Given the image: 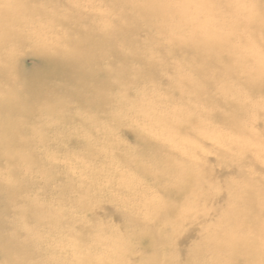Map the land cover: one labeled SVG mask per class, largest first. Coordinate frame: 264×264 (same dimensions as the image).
Masks as SVG:
<instances>
[{
    "label": "rangeland",
    "instance_id": "1",
    "mask_svg": "<svg viewBox=\"0 0 264 264\" xmlns=\"http://www.w3.org/2000/svg\"><path fill=\"white\" fill-rule=\"evenodd\" d=\"M36 1L25 0V4L31 6ZM181 1L192 6L191 0H172V3ZM0 2L12 3L13 0ZM200 2L207 7L198 8L200 18L196 19L193 29L189 28L185 33L189 35L193 32L202 43L224 34L222 43L231 50L233 58L237 60L242 57L239 61L241 68H264V49L260 46L264 45V30L247 23V12L255 8L254 0ZM40 3L45 8L46 16L25 14L22 16L23 22L16 29L29 32L23 46L16 51L23 67L21 75L26 86L23 94L36 100L43 95L51 97V89L57 88L60 101L68 108L52 106L63 114L59 123L55 120L52 127L45 118L33 116L28 127L30 131L24 130L21 136L26 142L33 143L29 151H23L25 159L14 167H7L6 162L0 164L1 179L4 181L1 187L15 189L17 197L16 200L0 202V217H3L0 222L6 224L4 235L19 240L22 251L31 257L32 264H84L110 253L112 257L108 261L114 263L133 260L139 264H226L223 255L209 257L203 262L204 252H198L196 248L201 244L205 248L208 239L223 241L226 232L227 236L256 233L253 229L245 230L244 218L238 214L240 204L246 198L244 188L253 186L264 198V89L256 93V102H249V92L242 85L245 82L242 71L236 79L224 77L222 81H215L210 86V100L205 95L204 99L183 97L181 92L174 89L173 85L185 88L181 81L189 77L193 81L207 79L195 74L194 68H200V65L195 63L191 52L168 53L170 44L162 25L173 22V18L179 14L174 5L170 8L173 15L169 20V12H153L142 2L134 11L122 0H41ZM238 5L252 7L246 10L238 8ZM194 9L192 7L191 11ZM122 10L153 20V25L133 35L132 41L146 45V52L141 57L145 63L153 62L157 70L153 75L146 73L145 76L149 78L137 82L142 77L145 64L134 60L128 62L127 73L131 81L128 89H121L122 86L117 85L110 75L112 87L107 94L117 97V101L106 103L104 100L99 103L94 98L95 108L91 111L81 105L80 97L76 100L69 98L70 88L68 91L66 88L74 75L69 79L65 69L61 73L66 80L57 76L50 60L40 56L44 44L49 47L51 44L46 42L36 51L33 46L36 41L40 44L44 37L54 39L52 44L71 35L74 37L73 29L88 28V23L99 32L110 30L122 17ZM70 17L69 25H64V21ZM186 17L190 18L188 15ZM234 18H237L240 26L232 35L230 26ZM25 21L28 23L24 24ZM255 37L259 38L260 45L253 42ZM156 45H163L168 55L158 53ZM113 48V52L97 62L96 73L92 65L82 64L78 76H88V86H102L103 81L107 80V71L120 74V68H114L117 66L115 59L118 54L127 56L131 51L122 41H116ZM50 55L59 61L54 50ZM0 64L1 67L5 65ZM8 80L0 81L1 95L7 88ZM45 85L48 89L42 90L41 86ZM141 100L159 106L171 102L172 105L167 106L168 117L157 123L160 113L152 107L144 111ZM131 103L133 106H129ZM191 106H196L192 119L199 122V127L195 129L196 132L177 136V122L183 119L181 112L191 110ZM234 107L238 110L236 121L232 119L236 109H231ZM14 116L7 115V118ZM185 124L191 125L189 121H185ZM105 131L109 133V139L105 137ZM174 136L184 138L187 146L185 150L181 146L177 155L171 154L173 148L170 143L163 142L165 137ZM173 146L178 147L179 144L174 142ZM178 155L186 156L183 165L189 170L187 177L201 173L200 177L192 176L189 179L194 180L192 190L202 194L199 206L204 207L203 212L197 213L199 218L182 215L175 208L186 201V211H191L194 200L190 199L189 194L178 199L167 195L172 190L173 182L171 171L167 169L176 168L175 162H180ZM155 162H163L164 167H157ZM138 164L151 172L145 175L142 172L145 168L138 167ZM157 176L161 177V181ZM132 179L141 184L129 189ZM156 183L158 189L155 188ZM260 200L256 197L253 203L257 202L255 205L260 206ZM153 203L172 205L166 219L179 227L177 233L172 235L171 227L165 229L163 222H156V231L163 241L157 239L152 249H146L135 239L136 234L131 233L135 226H130V218L139 220L138 228L144 227L141 224L148 225L154 217L146 208ZM185 203L184 207L187 205ZM208 203L212 207L209 216V209H206ZM28 210H35L45 218L32 221L24 229L20 222L21 212ZM48 218L56 222H50ZM183 219L186 222H181ZM207 223L215 225L214 230L209 232ZM180 227L183 232L178 236ZM189 233L200 235L199 240H188L186 244L177 246L174 244V238L178 236L176 242L179 243ZM169 243H172L173 249H170ZM0 264L4 262L0 260Z\"/></svg>",
    "mask_w": 264,
    "mask_h": 264
},
{
    "label": "bare ground",
    "instance_id": "2",
    "mask_svg": "<svg viewBox=\"0 0 264 264\" xmlns=\"http://www.w3.org/2000/svg\"><path fill=\"white\" fill-rule=\"evenodd\" d=\"M41 0L34 2V5L29 6L25 4V0H13L12 3L4 2L1 4L0 2V56L2 57L0 63H4L5 65L1 67L0 64V81H7V88L3 91L2 95L0 93V164L6 162L7 167H14L15 164L24 160V152L29 151L33 146V143L26 142L21 136L24 134L23 131H30L28 128L31 124V120L33 116H40L45 118L46 123L52 127L54 121L56 120L57 124L59 120L62 119L63 114H59L56 111V108H52L55 104L60 106L62 109H67V105H63V103L59 99V93L57 88L51 89L53 95L50 97H46L45 95L42 98L32 100L30 97H25L23 91L25 90L23 84V67H21L19 57L17 56V48L23 46L24 39L26 36H29L28 31L21 32L17 29V25L23 22L22 16L25 14H29L32 16L41 15L46 16V11ZM192 6L190 7L189 3L185 4L183 1L181 3H172V0H122L123 4L132 7V10H136V8L140 5L139 2L153 10V12L157 13H166L169 12L170 18L173 15L170 12V8L175 6V10L179 11V14L176 15L173 19L174 21L171 23H165L162 25L164 29H166L167 42L170 44L168 53H176L178 51H187L191 52L193 58L195 59V63L200 65V68H194V72L199 76H206L207 79L203 81H193L192 77L186 78L181 83L185 84V88H181L173 85V88L181 92L182 96H192L196 98L204 99V95L207 100L212 98V93L210 92V86L215 81H222L224 77H231L236 79L240 71L244 72L245 82L242 83L244 89H247L249 102H256L255 98L256 93L262 91L264 89V68L260 69H243L239 61L242 60V57L237 60L233 58L231 50L226 47L222 43V39L224 34H220L217 38L210 40L208 42L202 43L199 41L194 33H190L187 35L186 30L193 29V25H195L196 19L200 18L201 12L199 13L198 8L207 7L206 4L200 2V0H191ZM255 8L249 10L247 14L249 15L247 19V23L256 29L264 30V0H254ZM147 5V6H146ZM190 7V9H189ZM194 10L191 11V8ZM14 8V9H12ZM196 11V12H193ZM208 12V11H207ZM144 13V12H142ZM181 13V14H180ZM148 15L150 13H144ZM212 15V13H209ZM122 17L116 21L114 27L110 28V30H102L96 31L92 26L88 23V28L76 27L73 29L72 35L64 40H59L56 43L52 44L54 39H49L48 37H44L43 41L38 44L36 41L33 46L34 51L39 50V47L44 43L49 42L50 45L44 44L42 47L43 54L40 55L43 58L50 60L52 66L54 67L57 76L62 75V71L67 69L68 78L70 79L73 75L74 78L72 80L75 81V87L73 85L72 80L69 82L66 91L70 88L69 97L71 100L81 98L82 104L90 109L94 110L95 106L93 105V100L96 98L99 103L101 101H107L106 103L117 101V97H109L107 91L111 89L112 84L109 81L110 75L115 78L117 81V85L119 84L121 89H126L129 87L128 85L131 81L128 79V62L130 61H141L145 64V70L141 73L142 77L137 81H141L143 78H149L146 75H153V73L157 70L155 64L153 62L145 63L141 55L146 52V45L142 46L139 43L132 41L133 35L140 32L144 27L149 28L153 25V20L148 16L138 17L136 13L128 14L127 11L122 10ZM190 18L187 19L186 16ZM247 15V16H248ZM178 16V17H177ZM71 17L64 21V25H69V20ZM142 22V23H141ZM232 24L230 26V33L233 35L234 32H237V29L240 26L237 18L232 20ZM28 22L25 21L24 24ZM190 32V31H189ZM51 40V41H50ZM116 41H122L126 46L129 47L131 53L127 56H123L118 54L115 62L117 66L114 68H120V74H112V72L107 71V80H104L102 86L100 87H92L87 85V78L78 76L79 69L82 67V64L92 65L95 70V73L98 71L97 67L99 62L103 57L108 55L109 53L114 51V45ZM259 38L255 37L253 39L254 43L259 42ZM264 49V45H260ZM49 47V48H48ZM48 48V49H47ZM157 52L166 56L168 53L165 52L163 45H156ZM54 50L55 54L59 57V61H56L50 54L51 51ZM37 55V53H34ZM167 70V68H164ZM18 75L19 76L18 78ZM46 77V76H45ZM48 78V77H46ZM62 78V79H63ZM65 79V78H64ZM11 80V82H10ZM66 80V79H65ZM156 81V78H153ZM46 83H43V85ZM19 85V86H18ZM42 85V84H41ZM70 86V87H69ZM227 86V85H226ZM42 90H47L48 87L41 86ZM128 89V88H127ZM229 90L227 86V91ZM73 91V92H72ZM51 106H50V103ZM144 103L143 108L144 111L150 107L155 108L158 113H160L159 119L157 123H159L163 118H167L168 116V108L167 106L172 105L171 102H166L163 105H156L153 102L148 103L147 101H142ZM169 103V104H168ZM262 104V103H260ZM129 106H133L132 103ZM196 106H191V110L181 112L183 115L182 121L177 122V128L175 132L177 136L182 134H187L190 132H196L195 129L199 127V122L194 121L192 117H194V111L196 110ZM236 109V110H235ZM235 110L232 119L236 121L238 117L237 107L231 109ZM192 112V113H191ZM191 113V114H189ZM8 116L15 115L14 117L7 118ZM17 115V116H16ZM167 116V117H166ZM16 117V118H15ZM136 117V115H135ZM48 119L52 121L49 122ZM185 121H189L191 125L185 124ZM83 121L82 123H84ZM105 127V126H104ZM104 135L107 139L110 138L109 133L107 131L104 132ZM172 135V134H171ZM37 141L39 139H36ZM164 143H170L173 148L171 149V154L177 155L180 153L181 146L183 150L187 148L186 140L184 138H178L174 136L165 137L163 140ZM177 142L179 144L178 147H174L173 143ZM40 143V142H39ZM44 144V143H43ZM42 144V145H43ZM183 153V152H182ZM22 155V156H21ZM177 159L180 160L178 163L175 162L174 169L168 168L167 171H171L172 182V190H169L167 195L170 198H181L186 194H189L194 201L192 204V210L187 212L186 208L188 206V202L184 207V203L179 206H175L182 215H187L188 217L196 216L199 218L197 213L203 212V205L199 206V200L202 198V194L200 191H193L192 186L194 184V180L191 179L192 176L200 177L201 173H195L191 175V177H187L189 174V170L185 169L186 167L183 165V161L186 159V156L178 155ZM155 162L154 164H156ZM156 166H163V162H159ZM138 167H143V165L138 164ZM142 172L147 175L151 172L150 169H142ZM2 175L0 174V184L4 183L3 179H1ZM161 181V177L157 176ZM2 180V181H1ZM136 184H141L136 182L134 179L130 181L129 189ZM155 188L158 189L157 183L155 184ZM246 198L244 202L240 204L239 216L244 218L243 225L245 230H255L256 233L253 235L242 236V235H231L227 236V232L223 238V241H212L207 240L205 248L199 242V247L197 246L196 250L198 252H204L206 262L207 258L223 255L225 256L226 264H238L240 261H244L245 264H264V198L261 197L258 193V189L249 186L243 189ZM18 191H20L18 189ZM164 191V190H162ZM258 197L260 200V206H256L253 201ZM17 199L16 190L11 187H1L0 185V202L2 201H11ZM173 200V199H172ZM172 205H167L166 203L161 204H150L146 211L149 212L151 217H154V220L150 222L148 225L141 224L144 227L138 228V219L131 217L130 218V226H135V229H131V233L136 234L135 239H138L139 243L144 245L146 249H152L154 243L157 239L163 241V238L160 237V234L156 231V222L164 223L165 229L171 227L173 229L172 235L177 233L179 225L169 222L166 219V215L168 211L171 209ZM184 208V209H183ZM212 207L210 204H206V209H209L208 216L210 215ZM182 209V210H181ZM45 216L41 213H38L35 210H28L21 212V226H24V229H27L29 224L34 220H42ZM47 218V217H46ZM3 217H0V221H2ZM195 218H193L194 220ZM50 222H56L53 218H48ZM145 221H142L143 223ZM181 222H186L183 219ZM207 227L211 230H214L215 225H211L207 223ZM6 228V224L0 222V260L4 262V264H32L31 257L29 255H25L24 251H22V246L19 244V240L15 237H11L8 235H4V229ZM30 230V228H29ZM183 232L180 227V231L178 236ZM191 234V235H190ZM189 236L185 240H179V243L176 242V238H174V244L181 245L186 244L188 240H199L200 235H196L195 233H189ZM242 236V237H240ZM142 245H139L143 248ZM170 249H173L172 243H169ZM168 248V246H166ZM172 247V248H171ZM169 249V248H168ZM176 250V249H175ZM112 257V253L107 255H100L98 260H94L92 262H85L84 264H139V262H135L133 260H124L123 262L114 263L112 261H108ZM199 260L195 261L197 263ZM29 262V263H27ZM201 263V261H200ZM143 264V263H140ZM153 264V263H151ZM215 264V263H213Z\"/></svg>",
    "mask_w": 264,
    "mask_h": 264
},
{
    "label": "clouds",
    "instance_id": "3",
    "mask_svg": "<svg viewBox=\"0 0 264 264\" xmlns=\"http://www.w3.org/2000/svg\"><path fill=\"white\" fill-rule=\"evenodd\" d=\"M238 8H240V9H246V10H249V9H251V5H238L237 6Z\"/></svg>",
    "mask_w": 264,
    "mask_h": 264
}]
</instances>
